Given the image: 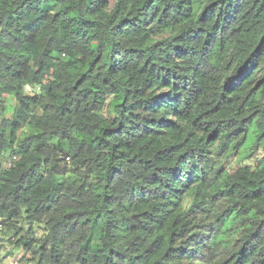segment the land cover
I'll use <instances>...</instances> for the list:
<instances>
[{"label": "trees", "instance_id": "1", "mask_svg": "<svg viewBox=\"0 0 264 264\" xmlns=\"http://www.w3.org/2000/svg\"><path fill=\"white\" fill-rule=\"evenodd\" d=\"M0 216L21 264H264V0H0Z\"/></svg>", "mask_w": 264, "mask_h": 264}, {"label": "rangeland", "instance_id": "2", "mask_svg": "<svg viewBox=\"0 0 264 264\" xmlns=\"http://www.w3.org/2000/svg\"><path fill=\"white\" fill-rule=\"evenodd\" d=\"M0 249L3 252L4 258L6 261L18 260L21 259L22 251L17 248L11 246L6 241H0Z\"/></svg>", "mask_w": 264, "mask_h": 264}, {"label": "built area", "instance_id": "3", "mask_svg": "<svg viewBox=\"0 0 264 264\" xmlns=\"http://www.w3.org/2000/svg\"><path fill=\"white\" fill-rule=\"evenodd\" d=\"M25 90L26 91H30L31 88L29 85H26L25 86ZM3 218L0 216V237L2 235V229H3ZM0 264H21L20 261L18 260H12V261H6L3 257H2V252L0 250Z\"/></svg>", "mask_w": 264, "mask_h": 264}]
</instances>
